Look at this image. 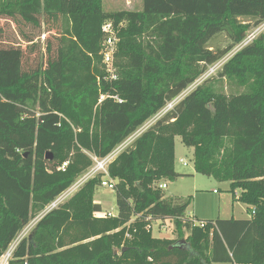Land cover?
I'll return each mask as SVG.
<instances>
[{"label":"trees","instance_id":"1","mask_svg":"<svg viewBox=\"0 0 264 264\" xmlns=\"http://www.w3.org/2000/svg\"><path fill=\"white\" fill-rule=\"evenodd\" d=\"M102 1L0 0V19L26 43L0 27V258L43 213L7 264H264L263 33L109 162L115 216L98 215L102 174L46 210L92 165L91 155L116 149L264 22V0H142L140 10L109 12ZM106 21L119 38L115 80L100 63ZM51 30L54 44L46 40L42 50L38 39ZM221 33L223 47L213 44ZM36 47L42 55L30 62ZM176 136L192 147L196 173L228 181L233 196L239 190L249 217L199 227L185 215L189 198L165 197L159 184L179 175ZM166 218L174 239L147 228Z\"/></svg>","mask_w":264,"mask_h":264},{"label":"rangeland","instance_id":"2","mask_svg":"<svg viewBox=\"0 0 264 264\" xmlns=\"http://www.w3.org/2000/svg\"><path fill=\"white\" fill-rule=\"evenodd\" d=\"M141 8L142 0L102 1V9L107 12L122 9L140 10ZM0 27L2 28L6 39L8 38L13 43L19 42L22 48L26 46V43L20 41L19 37L17 36V28L13 22H10L9 20L5 19H0ZM252 31L253 29L250 32ZM260 33L264 34V29L256 33L255 37ZM55 36L56 33L51 30L45 33L42 37H40L37 43L43 50V45L46 40H50L54 44ZM227 43L228 38L225 33L217 35L213 41L214 45L220 47L225 46ZM237 49H239L237 46L234 47L221 60H219L218 63L222 65V63L225 62L228 58H230L231 55ZM40 55H42V51L38 47H36L35 52L27 54L30 62H32L33 59L36 58V56L40 57ZM214 66H208L206 72L201 77H199L195 81V83H193L186 90L180 93L179 97H184L192 89H194V87L199 84L204 77L208 76L209 74L215 73L217 68H215ZM212 67H214V69ZM182 162H185L186 165H183ZM174 169L175 172H177L179 175L174 180H163V182H165L166 184V187L162 190L164 192L165 197L168 198H189V204L185 211L186 216L190 215L196 220H215L217 218L244 219L250 216L246 205L236 199L239 196V190H235V195L233 196L232 193L229 191L228 181H218L212 176H206L195 172L193 166V149L192 147L184 145L180 136H176L174 139ZM83 175L79 179H82ZM94 200L101 204L102 211H109L113 214H116L117 205L114 188L110 189L107 186L101 185L96 187L94 193ZM42 214L43 213H40L22 229V231L17 235L16 239L11 243L9 250L0 258V264H7V260L9 258V256L7 255H10V249L13 248L18 239L22 238L23 236H27L30 233V230ZM162 222L164 223L165 227L163 229H159L158 225ZM188 233V231L184 230V237H186ZM152 235L154 237L172 239L177 237L176 229L172 221L168 219H165L164 221L159 219L154 220L152 222ZM213 264L232 263L215 262Z\"/></svg>","mask_w":264,"mask_h":264},{"label":"built area","instance_id":"3","mask_svg":"<svg viewBox=\"0 0 264 264\" xmlns=\"http://www.w3.org/2000/svg\"><path fill=\"white\" fill-rule=\"evenodd\" d=\"M262 29H264V22H262L260 25H258L256 28L253 29L252 32H250L247 37L239 44L237 45L238 48L246 45L247 43H249L254 37L255 34L260 32ZM101 31L104 34V38L103 41L101 43V49H100V63L102 66L103 71L105 72V78H107L108 80H115L117 78V72H116V67H115V54L117 51V45H118V35H117V29H115V27L113 26L111 21H106L102 24L101 26ZM215 65V66H214ZM220 65V63L216 62L215 64H213V66L215 68H218ZM214 67H212L214 69ZM212 69V70H213ZM103 98V96L101 97V99ZM181 99V97L176 96L175 98H173L172 100L168 101L165 106L160 109V111L154 115L152 117V119H157L158 117H160L161 115H163L166 111H168L169 109H171L174 104L176 102H178ZM120 101V99L118 100ZM127 143L124 142L123 144H121L120 146L116 147V149H114L112 152H110L109 154H107L104 157H96L91 155L92 158V165L86 170V172L84 173L82 179H78L72 186H70L67 190H65L64 192H62L47 208L46 210H50L52 208H54L58 203L62 202L65 198H67L68 196H70L71 193H73L84 181H86L87 179L94 177L97 174H102V179H101V186H107L108 188L112 189L114 187V183L113 180L108 179V171H107V166L109 164V162H111L113 160V158L125 147H127ZM183 165H186L185 162H182ZM67 162H63L61 165V169L64 170L65 166H66ZM166 187L165 182H162L159 184V188L163 189ZM98 215L101 216H115L116 214H113L112 212H107V211H103L98 213ZM188 221L191 225H196L199 227H204L206 225V221L205 220H196L194 219L192 216L188 215L187 216ZM170 221H172L174 227V220L171 218H166ZM160 220V219H159ZM162 221H164L165 219H161ZM159 229H163L165 227L164 223H160L158 225ZM147 228L150 229L152 231V223L147 225ZM186 231H188L186 228L184 229ZM189 232V231H188ZM232 264H248V263H232Z\"/></svg>","mask_w":264,"mask_h":264},{"label":"crops","instance_id":"4","mask_svg":"<svg viewBox=\"0 0 264 264\" xmlns=\"http://www.w3.org/2000/svg\"><path fill=\"white\" fill-rule=\"evenodd\" d=\"M128 2V1H127ZM150 120V121H149ZM149 120H147L133 135H131L129 138H127L124 142H126L128 145H130L133 141H134V139L150 124V123H152L154 120L152 119V118H150ZM123 142V143H124ZM123 143H121V144H123ZM120 144V145H121ZM119 145V146H120ZM127 145V146H128ZM95 202H97V201H95ZM97 203H99V202H97ZM100 204V203H99ZM101 205V204H100Z\"/></svg>","mask_w":264,"mask_h":264},{"label":"water","instance_id":"5","mask_svg":"<svg viewBox=\"0 0 264 264\" xmlns=\"http://www.w3.org/2000/svg\"><path fill=\"white\" fill-rule=\"evenodd\" d=\"M49 158H51V155H49ZM116 252V251H115Z\"/></svg>","mask_w":264,"mask_h":264},{"label":"bare ground","instance_id":"6","mask_svg":"<svg viewBox=\"0 0 264 264\" xmlns=\"http://www.w3.org/2000/svg\"><path fill=\"white\" fill-rule=\"evenodd\" d=\"M7 256H9V254Z\"/></svg>","mask_w":264,"mask_h":264}]
</instances>
